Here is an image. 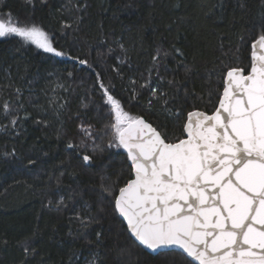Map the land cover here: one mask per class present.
<instances>
[{
    "label": "trees",
    "instance_id": "obj_1",
    "mask_svg": "<svg viewBox=\"0 0 264 264\" xmlns=\"http://www.w3.org/2000/svg\"><path fill=\"white\" fill-rule=\"evenodd\" d=\"M9 14L71 59L0 38V264H190L139 246L114 210L132 169L108 146L100 83L131 116L185 138L189 112L218 107L227 71L250 70L264 0H0Z\"/></svg>",
    "mask_w": 264,
    "mask_h": 264
},
{
    "label": "snow or ice",
    "instance_id": "obj_2",
    "mask_svg": "<svg viewBox=\"0 0 264 264\" xmlns=\"http://www.w3.org/2000/svg\"><path fill=\"white\" fill-rule=\"evenodd\" d=\"M10 35L64 55L40 26H19L11 14L0 19V38ZM100 87L115 114L108 146L126 150L132 169L112 190L113 207L138 245L182 250L198 264H264V34L252 44L248 73L227 71L212 114H187L185 138L167 139Z\"/></svg>",
    "mask_w": 264,
    "mask_h": 264
},
{
    "label": "water",
    "instance_id": "obj_3",
    "mask_svg": "<svg viewBox=\"0 0 264 264\" xmlns=\"http://www.w3.org/2000/svg\"><path fill=\"white\" fill-rule=\"evenodd\" d=\"M53 56H55L56 58L60 59V60H70L71 58L69 56H66V55H62V56H56L55 54L51 53ZM245 72V71H244ZM245 74H247L245 72ZM226 79V78H225ZM202 112V111H201ZM208 114V113H207ZM208 115H211V114H208ZM144 119V118H143ZM147 123H150L148 122L146 119H144ZM151 124V123H150ZM152 125V124H151ZM153 126V125H152ZM154 127V126H153ZM155 128V127H154ZM157 129V128H156ZM159 131V130H158ZM123 151L126 153V150L123 149ZM127 154V153H126ZM130 165H131V162L129 161ZM119 214V213H118ZM120 216V215H119ZM120 218L122 219V221L125 223V225L127 226V223H126V220L120 216ZM131 234V233H130ZM132 236V235H131ZM133 237V236H132ZM134 238V237H133ZM135 239V238H134ZM143 247V246H142ZM145 250H147L148 252L152 253V254H160V253H163V252H172V251H176V252H181L182 254H184L186 257V253H183L182 250H178V249H175V248H170V249H164V250H156V251H152L150 249H147L145 247H143ZM190 261H191V258L190 257H187ZM193 262L194 264H198V262H195V261H191Z\"/></svg>",
    "mask_w": 264,
    "mask_h": 264
},
{
    "label": "rangeland",
    "instance_id": "obj_4",
    "mask_svg": "<svg viewBox=\"0 0 264 264\" xmlns=\"http://www.w3.org/2000/svg\"><path fill=\"white\" fill-rule=\"evenodd\" d=\"M114 116H115L114 112L111 111V120H112L113 123L115 122Z\"/></svg>",
    "mask_w": 264,
    "mask_h": 264
}]
</instances>
